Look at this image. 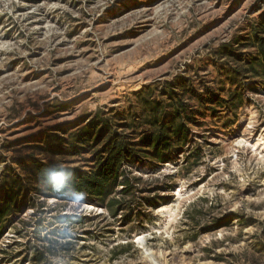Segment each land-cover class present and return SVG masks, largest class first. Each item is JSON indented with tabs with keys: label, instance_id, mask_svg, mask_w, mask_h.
<instances>
[{
	"label": "rangeland",
	"instance_id": "rangeland-1",
	"mask_svg": "<svg viewBox=\"0 0 264 264\" xmlns=\"http://www.w3.org/2000/svg\"><path fill=\"white\" fill-rule=\"evenodd\" d=\"M263 36L264 0H0V264H264ZM115 134L107 195L32 170Z\"/></svg>",
	"mask_w": 264,
	"mask_h": 264
},
{
	"label": "trees",
	"instance_id": "trees-1",
	"mask_svg": "<svg viewBox=\"0 0 264 264\" xmlns=\"http://www.w3.org/2000/svg\"><path fill=\"white\" fill-rule=\"evenodd\" d=\"M256 38L260 52L264 56V36ZM174 117H176V115ZM175 119L176 118H174L170 124H159L157 129L160 133L158 131L159 134L157 132H152L146 138L148 140L147 147L150 149L152 148L154 150L153 154L158 158L161 157L162 151L169 148L171 136H173L179 127V124H175ZM106 124L107 123H105V125ZM171 127L174 128L171 129ZM100 138H102V136H99L98 140ZM133 151V144L126 140L125 135L115 134L113 138H107L105 145L103 146V154H99L100 158L94 169H90L87 172H77L76 169L72 167L55 168L53 163L37 162L34 164L32 170L45 179L50 178L57 171L62 172V175H64L65 178L58 180L53 186L55 195L68 189L76 193L86 192L91 195L104 196L109 193L110 189L116 183L117 171L121 165V161L127 158ZM131 178V176H127L121 182V185L124 186L122 192H127L133 187L130 183ZM13 197L14 194L9 198L7 204L1 207L0 211L4 210L6 206L12 202Z\"/></svg>",
	"mask_w": 264,
	"mask_h": 264
}]
</instances>
